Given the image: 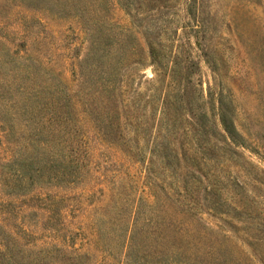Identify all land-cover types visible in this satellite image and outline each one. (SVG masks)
<instances>
[{"label": "trees", "instance_id": "obj_1", "mask_svg": "<svg viewBox=\"0 0 264 264\" xmlns=\"http://www.w3.org/2000/svg\"><path fill=\"white\" fill-rule=\"evenodd\" d=\"M25 1L44 15L76 23L88 47L77 64L76 84L71 85L30 51L22 55L0 42V130L10 150L0 168L9 179L23 180L19 191L27 193L48 180L81 182L87 175L83 146H89L90 133L110 146H156L151 152L158 158L161 146H196L203 161L165 164L170 174L166 179L153 171L157 165L151 162L145 168L144 195L130 211L126 206L128 219L111 224L103 218L94 232L97 242H108L114 233L115 247L130 264H254L256 259L264 264V194L251 198L241 182L223 180L221 172L213 170L216 166L206 162L207 152L217 146L215 139L231 152L225 159L231 165L240 157L235 149L248 147L237 123L236 104L223 87L216 98L204 96L202 84H194L188 69L197 63L186 46L164 45L163 38H156V32L164 35L168 28L160 32L162 25H141V17L157 10L149 7L153 0H118L131 17L128 29L111 22L102 6L105 0ZM181 1L191 24H196L191 28L199 33L203 0ZM149 28L150 36L141 32ZM205 47L203 60L218 75L210 45ZM145 58L155 69L152 89L136 92L127 101L125 73L144 66ZM180 158L177 153L176 160ZM254 181L264 186L260 178ZM205 215L218 219L219 231L206 224ZM235 221L244 227L238 228ZM233 231L243 235L234 238L228 234ZM104 248L111 249L109 244Z\"/></svg>", "mask_w": 264, "mask_h": 264}, {"label": "rangeland", "instance_id": "obj_2", "mask_svg": "<svg viewBox=\"0 0 264 264\" xmlns=\"http://www.w3.org/2000/svg\"><path fill=\"white\" fill-rule=\"evenodd\" d=\"M27 2L0 0V42L21 50L22 55L30 51L32 57L49 63L65 81L75 85L77 64L88 47L86 37L76 23L51 18ZM102 6L113 24L131 28V17L118 0H105ZM153 6L157 10L141 17V25H162L160 32L168 28L167 34L156 32V38H163L164 45L172 42L186 46L198 64H189L188 69L193 73L194 84H202L204 96L211 93L216 98L223 87L225 96L236 104L237 123L246 135L248 147L234 148L240 157L235 161L237 165H231L225 162L231 152L215 139L213 153L212 148L200 146L209 150L206 162L216 166L213 170L221 172L223 180H238L246 194L259 199L264 186L254 178L264 181V0H203V28L199 33L191 28L196 24H191L181 0H153L149 7ZM163 17L166 21L162 22ZM141 30L148 36L153 31ZM205 44L210 45L218 75L203 60ZM144 60V66L125 73L127 101L136 92L145 94L152 89L155 69ZM167 82L165 76L163 85ZM95 133H90L89 146H83L87 175L75 185H66L60 179L48 180L23 193L18 189L23 180L9 179L0 168V264H130L121 256V249L115 247L114 233L107 237L108 242H97L94 232L99 223L103 218L111 224L121 217L128 219L126 206L130 211L144 195L143 183L148 176L145 168L151 162L157 165L153 171H159L161 179H166L165 174H170L165 164L174 161V166L177 162L184 166V160L189 164L197 158L203 161L194 151L196 146H161L158 158L151 152L156 146H110ZM3 134L0 130V164L10 158ZM177 153L180 161L176 160ZM203 218L208 226L219 231L218 219L207 215ZM234 225L244 227L237 221ZM228 234L234 238L243 235L234 231ZM108 244L111 249L104 248ZM239 245L247 254L251 253L246 246ZM76 254L87 255L81 258Z\"/></svg>", "mask_w": 264, "mask_h": 264}]
</instances>
